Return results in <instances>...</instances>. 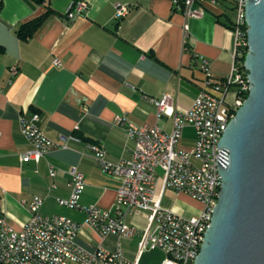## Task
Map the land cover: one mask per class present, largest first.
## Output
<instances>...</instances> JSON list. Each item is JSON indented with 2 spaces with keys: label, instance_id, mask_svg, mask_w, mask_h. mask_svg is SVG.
Returning <instances> with one entry per match:
<instances>
[{
  "label": "crops",
  "instance_id": "0c3cea01",
  "mask_svg": "<svg viewBox=\"0 0 264 264\" xmlns=\"http://www.w3.org/2000/svg\"><path fill=\"white\" fill-rule=\"evenodd\" d=\"M78 0H49L56 13L44 19L32 37L21 39L18 26L46 11L29 0H3L0 12V208L5 220L17 230L30 218L28 203L35 195L43 197L41 213L62 215L82 222L84 213L58 202L68 198L71 167L85 176L81 197L83 206L97 204L113 208L118 180L102 173L87 142H102L114 161L132 156L134 141L125 128L117 125V116L126 115L136 125L157 124L172 128L171 118L158 119L151 99L171 95L173 108L191 107L204 85L199 60L209 61L211 75L224 81L231 74L235 52L232 25L235 0H197L204 13L186 20L173 0H83L87 9L73 21L67 13ZM81 1V0H80ZM131 5L122 20L115 19L116 5ZM189 24L187 34L185 22ZM62 65L57 67L54 60ZM16 66L17 74L12 73ZM13 74V75H12ZM38 113L40 126L50 139L69 140L66 148H57L41 160L23 162L21 156L31 146L21 133L19 114ZM192 133H187V131ZM192 127L184 131L182 145L194 144ZM83 138H86L83 139ZM89 140V141H88ZM50 166L57 170L50 175ZM163 204L190 217L200 209L186 195ZM128 222L137 228L129 239L115 234L99 235L86 225L78 234L85 247L119 246L130 261L138 254L147 219L133 214ZM160 249L144 252L138 264H161ZM76 264V263H70Z\"/></svg>",
  "mask_w": 264,
  "mask_h": 264
},
{
  "label": "built area",
  "instance_id": "2783aa9c",
  "mask_svg": "<svg viewBox=\"0 0 264 264\" xmlns=\"http://www.w3.org/2000/svg\"><path fill=\"white\" fill-rule=\"evenodd\" d=\"M197 0H173L186 20L201 17L203 9L195 6ZM214 4L218 0H210ZM246 0H235V18L232 30L235 34L234 62L231 74L224 81L215 80L210 63L203 56L198 69L204 74V85L192 105L185 111L173 108L171 95L151 99L157 109L158 119L169 117L172 128L165 130L157 124L136 125L126 116H117V125L125 128L134 141L132 156L126 160H111L102 142H87V150L94 157L102 173L118 180L113 208L97 204L83 206L81 197L85 188V176L76 167L68 173L70 196L59 198L60 205L80 210L85 216L82 222L62 215L41 213L43 197L35 195L28 203L30 218L17 230L9 224L0 208V264H138L139 257L149 250L160 249L164 253L161 264H195L204 235L211 224L213 210L218 203L221 189L219 164L227 162L226 149L218 146L231 118L235 117L246 100L250 81L242 57L248 51V26L245 18ZM87 3L78 0L71 5L67 20L83 15ZM131 11V5H116L115 19L122 20ZM189 24L184 30L187 34ZM54 65L60 67V60ZM12 73L17 74L16 66ZM12 74V75H13ZM19 127L31 148L21 156L23 162L41 160L50 151L66 148L69 140L80 141L76 136H65L62 142L50 139L40 126L38 113L19 114ZM192 127L194 144L182 145L184 131ZM50 166V175H56ZM184 194L200 202L203 208L194 216H184L163 204L166 192ZM144 215V227L138 243V256L130 261L119 246L109 250L102 246L85 247L78 243L83 225L101 236L115 234L131 239L137 228L127 217Z\"/></svg>",
  "mask_w": 264,
  "mask_h": 264
},
{
  "label": "water",
  "instance_id": "95a60500",
  "mask_svg": "<svg viewBox=\"0 0 264 264\" xmlns=\"http://www.w3.org/2000/svg\"><path fill=\"white\" fill-rule=\"evenodd\" d=\"M249 94L218 146L221 189L195 264H264V0H246Z\"/></svg>",
  "mask_w": 264,
  "mask_h": 264
},
{
  "label": "trees",
  "instance_id": "16d2710c",
  "mask_svg": "<svg viewBox=\"0 0 264 264\" xmlns=\"http://www.w3.org/2000/svg\"><path fill=\"white\" fill-rule=\"evenodd\" d=\"M36 5H43L46 7V11L35 18L30 19L29 21L21 23L17 28V33L19 38L27 39L33 36V33L43 24L44 19H46L50 14L56 13V11L50 7L49 0H29ZM3 7V0H0V12ZM4 52L3 46L0 45V54ZM244 61V56L242 57ZM86 140V138H83ZM89 141V140H88Z\"/></svg>",
  "mask_w": 264,
  "mask_h": 264
},
{
  "label": "rangeland",
  "instance_id": "374dc122",
  "mask_svg": "<svg viewBox=\"0 0 264 264\" xmlns=\"http://www.w3.org/2000/svg\"><path fill=\"white\" fill-rule=\"evenodd\" d=\"M192 133V131L190 130V131H187V133ZM184 196H182L181 198L178 196H176L174 193H172V192H170V191H168V192H166V195H165V198H164V203H166V202H168V201H170V202H173V199H179V200H181V199H184L183 198ZM185 197H188V196H185ZM187 199H190L191 200V198L190 197H188ZM195 201V200H194ZM197 208V209H202L203 208V205L199 202V203H197V202H195V204H194V208Z\"/></svg>",
  "mask_w": 264,
  "mask_h": 264
}]
</instances>
